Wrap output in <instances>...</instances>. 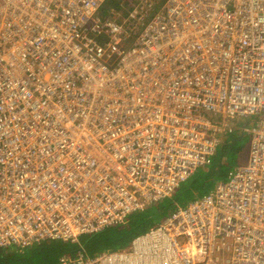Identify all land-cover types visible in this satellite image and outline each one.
<instances>
[{
	"label": "built area",
	"instance_id": "1",
	"mask_svg": "<svg viewBox=\"0 0 264 264\" xmlns=\"http://www.w3.org/2000/svg\"><path fill=\"white\" fill-rule=\"evenodd\" d=\"M240 119L225 180L58 264H264V0H0V248L124 224Z\"/></svg>",
	"mask_w": 264,
	"mask_h": 264
},
{
	"label": "trees",
	"instance_id": "2",
	"mask_svg": "<svg viewBox=\"0 0 264 264\" xmlns=\"http://www.w3.org/2000/svg\"><path fill=\"white\" fill-rule=\"evenodd\" d=\"M117 1L118 0H113V2H115V3H117ZM240 125L238 124V126H236L234 128L233 132L230 134H224V133L220 134V136H219L220 141H219V144L216 148V152L213 155V157H216V159H217V157H218V159H223L227 155H229V157H230V155H236V153L239 154V151L243 148V146L242 147H236V143L239 142V140L242 137L247 138V135H246L247 133L243 131V128ZM237 128L241 129V132L239 130H237ZM248 150H249V142H248ZM213 157H212V159H213ZM230 162L232 164H235V159L230 158ZM233 170L234 169H232L231 171H233ZM231 171H229L227 173V175ZM227 175H225L224 177L219 176V177H215V178L217 180L218 179L223 180V179H226ZM184 189H186V187ZM210 189H211V187H206L202 193H194L193 196L188 200V202L183 201V199H182L181 203L178 204L179 202L176 200V201H173V205L170 203L167 207H164V208L152 206L155 204L154 203V204L146 207L143 210L131 213L124 224H122V225L120 224V225H118V227H116V231L114 232L113 236L111 238H107L109 240V242H115L118 245L116 248H113L109 243L108 245L101 246L97 249L96 246L90 245L89 242L87 243L84 240L85 238H83V240H81V241L78 240V242H75V243H71V242L61 243L60 244V247L62 250L61 251L60 247H59V250H55L54 246L57 244L55 241H49L48 240L49 242H52L48 246H46L45 245L46 242L43 241L44 243H42V242L41 243H35L38 245L32 244V245L27 246V247H21V246L1 247L0 248V264H11V262L14 259H16V257L18 255H20V257H22V259H28V258L38 256L41 258L43 264H51V260H53V259H49L50 256L57 257V259H58L59 257H61L64 254L74 255L77 252H82L88 256H95L99 253H102L103 251H113V250H117V249H123L129 245V243L131 242V240L134 237L144 233L149 228L158 224L159 222H157V220H159L161 218H162V220L167 218L168 215L174 209H177L178 207L186 206L189 202H191L195 198L205 194ZM166 198H169V197H166ZM174 206H175V208H174ZM153 208L155 209V211H153V212L150 211V213L147 212L148 209L153 210ZM155 217H157L156 220H155ZM107 230H110V229L106 228L100 232L107 231ZM100 232H97V233L92 234V235H87L88 236L87 239H90L91 237L96 236ZM108 240H106V241H108ZM59 242H62V241H59ZM62 245H64V247H65V245H67L70 248H67V247L64 248ZM55 251H57V252H55ZM35 264H40V263H35Z\"/></svg>",
	"mask_w": 264,
	"mask_h": 264
},
{
	"label": "rangeland",
	"instance_id": "3",
	"mask_svg": "<svg viewBox=\"0 0 264 264\" xmlns=\"http://www.w3.org/2000/svg\"><path fill=\"white\" fill-rule=\"evenodd\" d=\"M244 122H245L244 119L238 120L236 122V124H234V128L236 126H238V124L239 125L244 124ZM237 130H239L241 132V129L237 128ZM246 135H247V138L242 137L239 140V142L236 143V147H242L243 146V148L239 151V154L236 153V155H230V157H229V155H227L223 159H218V157L216 159V157H213L212 161L209 164H207L205 166L197 167L196 170L188 177V179L185 182L180 183L179 187L174 190V192L172 193V195L169 198H165V199L159 201L158 203H155L152 206L164 208V207H167L170 203L173 205V201H176V200L179 202L178 204H180L182 199H183V201L188 202V200L193 196L194 193H202L206 187H211V189H212L213 186L218 181H222V179L217 180L215 177H219V176L224 177L225 175H227V173L229 171L234 169V167L239 166L241 164H245L247 162V157H248V152H249L248 142L250 140V136H249V134H246ZM230 158L235 159V164H232L230 162ZM223 180H225V179H223ZM185 187H186V189H184ZM174 208H175V206H174ZM175 210L176 209H174L173 211H175ZM150 211L153 212V211H155V209L153 208V210L152 209L147 210L148 213H150ZM156 219H157V217H155V220ZM163 220L161 218V219L157 220V222L160 223ZM116 227H118V225L115 227L114 226L110 227V228H108L110 230L100 232L96 236L91 237L90 239H87V237H88L87 235H82L79 237V240L81 241V240H83V238H85L84 240L87 243L89 242L90 245L96 246L97 249L101 246L108 245L109 243L113 248H116L118 245L115 242H109V240L107 239V238H111L113 236L114 232L116 231ZM106 240H108V241H106ZM45 242H46L45 243L46 246H48L50 243H52V242H49L48 240H45ZM55 242L57 244L54 246V248H55V250H59L60 244L63 242H59V241H55ZM42 243H44V242L42 241ZM35 245H38V244H35ZM62 246L64 247V245H62ZM65 247L70 248L67 245H65ZM60 250H61V247H60ZM55 252H57V251H55ZM49 259H53V260H51V264H58L59 258L57 259V257L50 256ZM35 263L43 264L41 258L38 256L28 258V259H22V257H20V255H18L16 257V259H14L11 262V264H35Z\"/></svg>",
	"mask_w": 264,
	"mask_h": 264
},
{
	"label": "crops",
	"instance_id": "4",
	"mask_svg": "<svg viewBox=\"0 0 264 264\" xmlns=\"http://www.w3.org/2000/svg\"><path fill=\"white\" fill-rule=\"evenodd\" d=\"M228 176V175H227ZM227 178V177H226Z\"/></svg>",
	"mask_w": 264,
	"mask_h": 264
},
{
	"label": "bare ground",
	"instance_id": "5",
	"mask_svg": "<svg viewBox=\"0 0 264 264\" xmlns=\"http://www.w3.org/2000/svg\"><path fill=\"white\" fill-rule=\"evenodd\" d=\"M196 174V173H195Z\"/></svg>",
	"mask_w": 264,
	"mask_h": 264
}]
</instances>
